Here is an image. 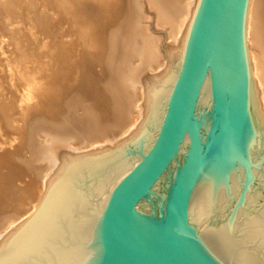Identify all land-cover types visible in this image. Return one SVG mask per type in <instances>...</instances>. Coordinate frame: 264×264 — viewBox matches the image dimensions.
I'll return each instance as SVG.
<instances>
[{"label":"water","instance_id":"obj_1","mask_svg":"<svg viewBox=\"0 0 264 264\" xmlns=\"http://www.w3.org/2000/svg\"><path fill=\"white\" fill-rule=\"evenodd\" d=\"M249 0H198L150 116L54 183L0 264H264Z\"/></svg>","mask_w":264,"mask_h":264},{"label":"bare ground","instance_id":"obj_2","mask_svg":"<svg viewBox=\"0 0 264 264\" xmlns=\"http://www.w3.org/2000/svg\"><path fill=\"white\" fill-rule=\"evenodd\" d=\"M197 1L0 0V132L12 128L30 148L27 158L0 153V212L12 207L0 218V249L21 236L65 173L124 143L150 116ZM245 38L264 127V0H249ZM33 123V133L20 134Z\"/></svg>","mask_w":264,"mask_h":264},{"label":"rangeland","instance_id":"obj_3","mask_svg":"<svg viewBox=\"0 0 264 264\" xmlns=\"http://www.w3.org/2000/svg\"><path fill=\"white\" fill-rule=\"evenodd\" d=\"M149 12V10H147ZM119 16H121V14H119ZM149 19L147 20V24L150 25V28L152 26V21H153V16L151 15V13L149 14ZM123 23H120L117 25L116 28L122 27ZM71 35H72V47L73 49H76L79 44H80V40L81 37L79 36V26H75V28L71 31ZM168 40L166 38L163 39L162 43H167ZM163 62H166V60H164ZM106 76H102V78H104ZM65 82V81H64ZM62 110L58 111L57 113H61ZM56 114V115H58ZM46 115V114H45ZM44 115V116H45ZM99 119L101 122H108L110 120L109 118V114L108 113H102L98 115ZM30 123V122H29ZM39 125L37 123H33V124H29L28 126L24 127L23 130L20 131V134L26 133L28 130L34 131V129L36 127H38ZM10 133V134H8ZM5 135L2 134V132H0V153L3 150H7L9 152H14L15 155L21 156V157H28L30 155V148L27 147V144L29 143V139L27 138V140L25 141H20L19 139H15V133L12 131V128L7 129V132L5 133ZM11 139V140H8ZM3 205V204H2ZM7 206V205H6ZM4 205V207L6 208V210H1L0 212V218L2 219L5 216H8V213H11V208L9 205L6 207ZM9 208V209H8Z\"/></svg>","mask_w":264,"mask_h":264}]
</instances>
